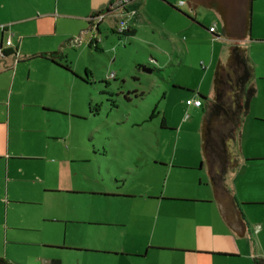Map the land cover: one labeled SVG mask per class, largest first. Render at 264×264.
Returning a JSON list of instances; mask_svg holds the SVG:
<instances>
[{
	"label": "rangeland",
	"instance_id": "1",
	"mask_svg": "<svg viewBox=\"0 0 264 264\" xmlns=\"http://www.w3.org/2000/svg\"><path fill=\"white\" fill-rule=\"evenodd\" d=\"M166 2L190 19L150 2L145 10L160 29L152 26L135 38L103 29L95 41L100 50L87 46L89 31L76 19L60 18L58 34L42 45L26 43L42 52L61 51L69 72L55 68L48 75L45 61L34 59L29 74L15 63L13 74L0 63V121L12 158L7 165L0 159V256L16 264H43L46 255L60 264H97L99 254L87 246L119 240L118 227L100 225L128 213L116 210L118 204L143 206L146 196H154L148 193L198 184L202 189L207 183L202 107L185 100L197 94L211 98V54L223 53L231 42L205 30L214 21L221 31L206 6L228 10L235 29L244 23L246 0H193L203 4L193 11L189 0ZM162 29L172 39L158 40ZM77 37L83 38L80 45ZM83 70L94 81L81 82ZM162 116L171 129L159 127ZM169 160L177 167L154 164Z\"/></svg>",
	"mask_w": 264,
	"mask_h": 264
},
{
	"label": "crops",
	"instance_id": "2",
	"mask_svg": "<svg viewBox=\"0 0 264 264\" xmlns=\"http://www.w3.org/2000/svg\"><path fill=\"white\" fill-rule=\"evenodd\" d=\"M109 1L0 0V25L5 27L2 36L5 38L8 32L12 34V44L5 48L8 51L6 55L0 57V63H4L5 70H9L13 74L17 71L16 67H13V63L24 65L29 74L31 72L30 65L34 59L45 61L46 65L43 66L48 75L55 73V68L69 72L46 58L33 56L52 51L42 52L40 49L44 48L37 50V48L28 47L26 43L34 39L37 44L42 45L45 41L48 42L51 38L56 37L60 29L59 19L64 18L84 22L83 29L89 31L87 46L91 48L89 42H95L98 38L96 35L103 29L115 33L113 16L106 14L101 20L96 19L95 16L91 17L93 12L106 7ZM150 2L158 4L157 6H163V3L168 5L166 0H133L130 2L128 8L134 11V14L129 17V34L124 36L135 38L144 29L152 30V26H157L160 29L158 22L150 17L151 13L145 10ZM190 3L192 4L189 8L192 11L196 10L197 5H203L198 2L190 1ZM62 5H66L67 9L61 11ZM206 7L211 9L216 14V18L220 20L221 31L219 25L214 21L209 23L205 30L212 38H219V35L223 34L221 16L215 7ZM194 12L196 19L198 11ZM213 24H215V32L211 33L208 28ZM167 31L160 30L157 39L163 40V35L172 39L170 30ZM249 34L250 37H246L242 44L248 49L254 65L256 94L252 98L249 112L243 120L239 141L234 145V151L240 158V165L227 172L225 177L228 189L239 202L243 203L242 209L246 218L245 230H241L234 216L231 217L232 224L227 222L223 210L215 199L207 170L208 181L202 189L198 187L199 184L181 190L162 188L159 192L148 193V195L154 196H146L143 206L137 204L139 201L122 204L125 207L118 204L116 210L121 212L122 209L128 208V213L121 212L123 215L119 214L118 222L110 223L101 220V223L106 224L100 225L118 227L119 240L117 242L114 241L115 239L107 242L102 240L103 244L100 247L97 244L87 246L96 249L95 251L99 254L97 264H254L253 257H264V0H250ZM14 37H16V43H13ZM83 37L85 40L84 35ZM77 38L80 41L75 44L80 45L83 38ZM231 43L232 41L229 42L223 53L212 52L209 67L213 66V71L218 62H226ZM97 46L100 44L97 43ZM59 52L61 53V51ZM14 53L17 55V61ZM1 71H3L2 68H0ZM83 71L85 73V70ZM79 80L83 81L81 78ZM90 81H94L93 76ZM196 97L198 94L193 98ZM202 105L197 108H201ZM88 108L91 113L90 104H88ZM5 131V125L0 121V159H6L7 165V160L12 158L7 156L9 142L6 139ZM34 159L38 158L34 157ZM160 161L166 160L163 158ZM169 161L171 164L161 162H154V164L171 170L173 167H177L173 166V161ZM178 165L193 167L194 164L181 163ZM142 197L139 196V198ZM144 223L149 225L142 229L141 224L144 225ZM129 227L133 228L127 232ZM49 259L57 260L53 256L46 255L43 257V261L46 263L43 264H47ZM58 261L60 263L59 259Z\"/></svg>",
	"mask_w": 264,
	"mask_h": 264
},
{
	"label": "trees",
	"instance_id": "3",
	"mask_svg": "<svg viewBox=\"0 0 264 264\" xmlns=\"http://www.w3.org/2000/svg\"><path fill=\"white\" fill-rule=\"evenodd\" d=\"M113 2L114 0H110L106 7L93 12L91 17L98 14H104L105 17ZM168 5L189 18L188 15L172 4L168 3ZM193 5L195 6V4ZM211 6L215 7L220 14L223 22V35L229 38L232 43L226 62H218L214 68L212 78L213 96L208 99L198 94V98L203 102L200 125L201 153L203 162L207 166L215 199L223 210L227 222L232 224L231 217H236L241 230L244 231L246 218L242 209L243 203L239 202L228 189L225 177L227 172L240 165V158L237 152L234 151V145L239 141L243 120L248 114L250 102L256 94L254 65L248 49L242 44L246 37H250V0H247L246 3L244 23L240 28L235 27V29L228 10L218 7L216 4ZM129 31L130 27L118 34L127 35ZM89 46L100 50L94 41L89 42ZM7 51V49H4L3 54L6 55ZM33 56L46 58L63 69L70 70L64 56L59 51L38 53ZM80 78L85 82H90L91 74L85 71L84 76ZM93 109L91 107V110ZM159 126L160 128L171 129L168 127L164 116L160 119ZM253 261L254 264H264V257L255 256ZM0 263L16 264L4 257H0ZM47 264L60 263L58 260H51Z\"/></svg>",
	"mask_w": 264,
	"mask_h": 264
},
{
	"label": "built area",
	"instance_id": "4",
	"mask_svg": "<svg viewBox=\"0 0 264 264\" xmlns=\"http://www.w3.org/2000/svg\"><path fill=\"white\" fill-rule=\"evenodd\" d=\"M130 2H131L130 0H114L112 5L109 7L110 11L107 14L114 17L113 30L116 33H121L130 27L129 17L134 14V11L128 8ZM179 4L182 5L183 1L180 0ZM95 18L101 20L104 18V14H98L97 16H95ZM4 28L5 27L3 25H0V57L4 55L3 50L12 44L11 33L8 32V35L5 38H3L2 34L4 32ZM208 31L211 33L215 32V24L211 25L208 28ZM79 41H80L79 38L74 40V42L76 43H78ZM14 57L15 60L17 61L18 59L16 53H14ZM185 102L188 105H194L196 107H200L202 105V102L198 97L187 99Z\"/></svg>",
	"mask_w": 264,
	"mask_h": 264
},
{
	"label": "water",
	"instance_id": "5",
	"mask_svg": "<svg viewBox=\"0 0 264 264\" xmlns=\"http://www.w3.org/2000/svg\"><path fill=\"white\" fill-rule=\"evenodd\" d=\"M148 71H152L151 69H148ZM1 264V263H0Z\"/></svg>",
	"mask_w": 264,
	"mask_h": 264
}]
</instances>
